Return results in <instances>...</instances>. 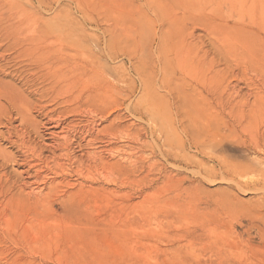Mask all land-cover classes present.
Here are the masks:
<instances>
[{
  "label": "rangeland",
  "instance_id": "374dc122",
  "mask_svg": "<svg viewBox=\"0 0 264 264\" xmlns=\"http://www.w3.org/2000/svg\"><path fill=\"white\" fill-rule=\"evenodd\" d=\"M234 1L0 0L58 41L49 63L85 94L74 117L92 111L113 154L0 158V264H264V0ZM31 97L36 119L56 104ZM42 180L61 183L26 193Z\"/></svg>",
  "mask_w": 264,
  "mask_h": 264
},
{
  "label": "bare ground",
  "instance_id": "6f19581e",
  "mask_svg": "<svg viewBox=\"0 0 264 264\" xmlns=\"http://www.w3.org/2000/svg\"><path fill=\"white\" fill-rule=\"evenodd\" d=\"M16 6V10H20ZM13 17L17 18L15 23L10 21ZM7 24L9 26L12 24L10 29ZM4 25L5 28H3ZM21 27L23 25L19 22L17 13L11 14L7 18L0 14V33L6 31L5 35L1 36L2 42L0 43V72L3 75L0 77V127H3L0 129V137L6 135V138H3L8 144V149L0 147V158L8 162L15 155L23 153L28 157L31 152L36 158L41 156L43 159L46 157L44 155L46 151L51 155L54 165H52L53 168H45L52 171L57 170V168H67L63 166L62 159H67L69 163L72 161L79 163L83 157L88 160V158H94L99 153L104 155L103 152L107 153L108 148L99 149L97 152L95 151L97 147L92 144L96 141L105 143L106 140H102L99 134L106 127H98L96 116L93 115L92 111L86 110V115L79 118L74 117L76 113H81V106L72 103L74 99H79L85 95L78 93L80 91L73 90V87L69 89L73 84V78L77 79L78 76L73 74L72 70L65 71V66L56 59H52L49 63L51 54H56L58 50V41L53 40V45L49 44L50 50H48L39 38L29 36L24 31L26 27ZM49 31L51 34L54 33L52 27L49 28ZM21 39L24 42H20ZM11 50L13 51L9 52ZM37 52H40L39 57L36 56ZM70 61L67 67H74L75 57L70 56ZM63 88L68 89L63 90ZM31 96L39 97L41 102L52 101L56 104L53 107L44 105L43 117L36 119L29 112L32 104L34 105L32 108L36 109L38 107ZM94 99L99 101L98 97ZM31 138L40 139L41 143L31 145ZM72 144L76 145L79 154L71 151ZM12 148L14 152L11 150ZM111 149L113 148H110L109 151ZM114 152L117 153L118 151L115 150ZM108 154L113 155L111 152H108ZM122 160L124 159L121 157L118 160L99 159L101 164H108L109 166L116 165ZM18 166L22 168L19 173L25 171L26 175L18 174L20 177L17 182L9 181L11 184L25 187L29 183L25 180L29 176H27L28 170H31L32 167L26 161ZM66 166H70V164ZM36 167L40 168L42 166L38 165ZM2 169L3 167L0 164V172ZM75 171L77 170H73V172ZM1 174L5 175L4 172ZM36 175L35 179L38 178ZM54 180L61 181V185L68 184L64 178ZM42 182V187L30 189L26 193L33 194L37 199H44L47 193L42 190L46 188L54 190L56 185L61 183L43 180ZM69 185L73 187L71 183ZM18 189L21 191L20 187ZM66 196V193H63L60 199L63 200Z\"/></svg>",
  "mask_w": 264,
  "mask_h": 264
}]
</instances>
